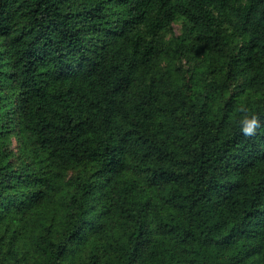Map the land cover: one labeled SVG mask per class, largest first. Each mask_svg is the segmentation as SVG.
<instances>
[{"label":"trees","instance_id":"trees-1","mask_svg":"<svg viewBox=\"0 0 264 264\" xmlns=\"http://www.w3.org/2000/svg\"><path fill=\"white\" fill-rule=\"evenodd\" d=\"M240 104L264 0H0V264H264Z\"/></svg>","mask_w":264,"mask_h":264},{"label":"clouds","instance_id":"clouds-1","mask_svg":"<svg viewBox=\"0 0 264 264\" xmlns=\"http://www.w3.org/2000/svg\"><path fill=\"white\" fill-rule=\"evenodd\" d=\"M238 119L235 121L241 135L251 138L257 135L258 130L264 127V120L253 111L247 104H240L236 107Z\"/></svg>","mask_w":264,"mask_h":264},{"label":"rangeland","instance_id":"rangeland-1","mask_svg":"<svg viewBox=\"0 0 264 264\" xmlns=\"http://www.w3.org/2000/svg\"><path fill=\"white\" fill-rule=\"evenodd\" d=\"M173 27H174V30H175L176 32H179V31H180V29H179V24H178L177 22H175V23L173 24Z\"/></svg>","mask_w":264,"mask_h":264}]
</instances>
